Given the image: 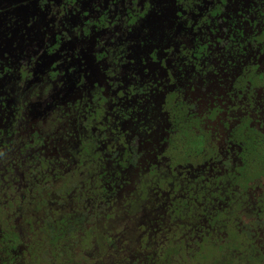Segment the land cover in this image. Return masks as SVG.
I'll use <instances>...</instances> for the list:
<instances>
[{
  "label": "flooded vegetation",
  "instance_id": "flooded-vegetation-1",
  "mask_svg": "<svg viewBox=\"0 0 264 264\" xmlns=\"http://www.w3.org/2000/svg\"><path fill=\"white\" fill-rule=\"evenodd\" d=\"M0 264H264V0H0Z\"/></svg>",
  "mask_w": 264,
  "mask_h": 264
}]
</instances>
